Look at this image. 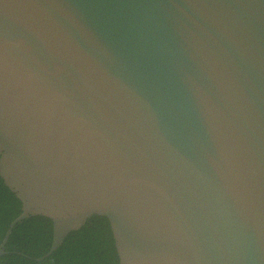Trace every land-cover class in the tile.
I'll return each mask as SVG.
<instances>
[{"label": "water", "instance_id": "water-1", "mask_svg": "<svg viewBox=\"0 0 264 264\" xmlns=\"http://www.w3.org/2000/svg\"><path fill=\"white\" fill-rule=\"evenodd\" d=\"M0 177V255L102 216L118 264H264V0H0Z\"/></svg>", "mask_w": 264, "mask_h": 264}, {"label": "trees", "instance_id": "trees-1", "mask_svg": "<svg viewBox=\"0 0 264 264\" xmlns=\"http://www.w3.org/2000/svg\"><path fill=\"white\" fill-rule=\"evenodd\" d=\"M21 213V202L0 177V245L10 224ZM52 243L51 221L30 217L10 230L0 264H118V256L106 217L92 216L69 233L62 244L46 256Z\"/></svg>", "mask_w": 264, "mask_h": 264}]
</instances>
